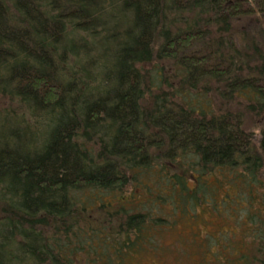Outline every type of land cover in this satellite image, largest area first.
I'll return each mask as SVG.
<instances>
[{
    "label": "trees",
    "instance_id": "obj_1",
    "mask_svg": "<svg viewBox=\"0 0 264 264\" xmlns=\"http://www.w3.org/2000/svg\"><path fill=\"white\" fill-rule=\"evenodd\" d=\"M216 200L213 257L264 264V0H0V264H128Z\"/></svg>",
    "mask_w": 264,
    "mask_h": 264
},
{
    "label": "rangeland",
    "instance_id": "obj_2",
    "mask_svg": "<svg viewBox=\"0 0 264 264\" xmlns=\"http://www.w3.org/2000/svg\"><path fill=\"white\" fill-rule=\"evenodd\" d=\"M221 211L217 200L214 206L208 203L198 207L195 218L184 211L176 225L159 235L157 249L135 254L128 264H232L233 258L228 250L224 252L226 255L222 253L218 258L213 257L222 245V232L231 228L228 222L216 218ZM209 235L214 239L213 246L207 242Z\"/></svg>",
    "mask_w": 264,
    "mask_h": 264
}]
</instances>
